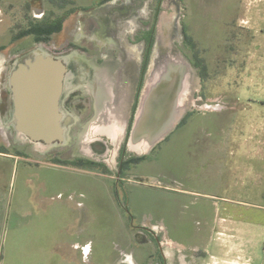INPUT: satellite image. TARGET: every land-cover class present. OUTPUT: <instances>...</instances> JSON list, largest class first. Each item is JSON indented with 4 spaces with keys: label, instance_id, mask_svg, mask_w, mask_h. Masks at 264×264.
Listing matches in <instances>:
<instances>
[{
    "label": "rangeland",
    "instance_id": "obj_1",
    "mask_svg": "<svg viewBox=\"0 0 264 264\" xmlns=\"http://www.w3.org/2000/svg\"><path fill=\"white\" fill-rule=\"evenodd\" d=\"M29 1L33 6L25 7L24 4ZM226 1H231L232 4L226 9L221 8L222 3ZM152 2L153 0H149L150 4ZM42 3L43 0H0V101L6 89L7 76L21 54L38 48L48 52L61 51L63 32L56 34L49 44L34 43L31 37L13 39L29 18L42 14V10L33 11L35 6L43 8ZM218 4L219 7L208 9L205 14L200 12L193 0H163L162 8L155 19L152 18V9H149L146 15L143 14L150 17V25L154 22L156 24L155 41L151 47L135 127L127 145V157H140L153 146L152 137L146 130L140 133L135 128L145 111V95L150 97L147 107L157 108L156 102L161 100L159 94L151 97V90L165 72L164 58H168L166 51L176 53L175 57L178 55L179 59L188 65L189 81L186 80L184 88L178 91L173 106L182 108V122L180 121L181 123L155 146L143 163L132 165V179L146 180L140 175L159 174L160 178L155 180L157 184H169L183 189L182 191L186 190L189 193L187 196H191L200 204L213 203V219L207 221L211 229L201 234L197 244L189 243L190 247L201 248L200 251L195 254V251H177L175 246L164 247L169 264H264V174L257 170L255 173L252 167L245 163L244 168L237 174L242 181V187L231 188V184H236V173L226 172L223 176V173L219 172L222 168V155L225 154L222 152H226L230 162L239 160V165L244 164L241 152H256V155L264 152V0H218ZM115 6L107 10L113 12L111 18L114 17L116 29L122 33V12ZM233 10L236 18L230 17L235 15ZM209 13H212V17ZM76 19L73 15L68 19L71 32L76 30ZM132 20L136 21V18ZM227 20L232 22L226 29L224 22ZM162 31L164 40L160 44ZM168 32L169 38L165 37ZM54 45L58 48L55 49ZM125 47L126 50L129 48L127 45ZM100 65L91 61L86 68H93L95 71L101 68ZM110 65L105 62L103 67ZM104 93H100L99 107L86 123L78 144L80 148L92 150L94 147L105 149L109 146L113 152L85 153L88 154L87 158L91 156L93 160L105 159L115 167L119 160L117 151L126 136L130 110L126 107L114 109L112 98ZM91 109L90 101L87 110ZM1 116L0 146L7 149L4 153L28 158L29 154L43 152L51 161L73 163L66 160L71 154L56 153V156H63H59V159L49 153L54 152L48 151L50 147L43 144L32 145L22 136L20 139L12 132L11 125L2 122ZM225 137L227 141L223 140ZM97 140H101L102 145H99ZM86 178H80V183L74 187L94 193L90 196V201L94 198L95 210L99 212L95 222L96 230L100 233L99 243L96 244L95 252L89 256V260H95L99 264H119L122 253L113 249L117 234H127L133 238L128 249L137 247V242L146 237L139 234V228L132 226L128 219L120 217L119 221L117 220L114 212V192L107 179L100 178L97 194L95 185L93 188ZM23 187L17 164L15 167L0 164V197L8 201V230H11L5 239L4 249L0 251V264H56V260L79 261L75 253L54 252L55 245L63 236L58 230V222H61L59 212H52V218L47 221L46 216L39 219L40 230L38 228L37 233L31 229L29 215L37 202L29 200L30 204L28 203ZM129 191L130 203L126 202V205L129 211H134L136 192L131 186ZM177 196L164 190L141 193V198L146 201L144 207L155 214L164 208L163 205L170 204L171 200L172 203L168 207L172 206L173 209V199ZM214 196L235 198L239 202H216V199H211ZM34 202L35 205L32 204ZM201 221L204 225L205 222ZM14 222L17 223L15 227ZM137 222L135 221L134 225L138 224ZM148 223L152 224L160 236V230H163L162 220L158 223L149 219ZM2 241L3 237L0 236V246ZM149 246L148 252L155 251L154 240ZM188 254L192 255L190 260L187 258ZM130 256L134 259L132 254L128 253L127 257Z\"/></svg>",
    "mask_w": 264,
    "mask_h": 264
},
{
    "label": "flooded vegetation",
    "instance_id": "obj_2",
    "mask_svg": "<svg viewBox=\"0 0 264 264\" xmlns=\"http://www.w3.org/2000/svg\"><path fill=\"white\" fill-rule=\"evenodd\" d=\"M193 1L197 4L200 12H205V14L207 12L206 10L217 8L220 4H218V0ZM162 3L163 0H153L152 4L149 3V0H43V8L40 9L35 6V9H33V11L42 10V14L40 16L34 15L29 18L26 25L22 26L19 30L33 28L39 23L47 24L50 30L53 27L57 28L59 26H61V29L59 31H48L49 33L43 34L45 40L42 39L41 41L36 39L38 36L36 33L24 35L17 39L31 37L34 43L49 44L52 43L53 37L56 34L62 32L64 34L61 51L50 52L55 56L61 57L67 68L63 80L62 94L59 98L57 115L54 117L52 116L53 113L50 112L42 117V114L45 112L37 111L38 113L36 112L29 117L32 121L44 120L45 122L53 121V118H55L57 120L56 123L59 126L56 127L53 140L51 142L44 141L43 139L38 141L33 140L29 135L19 131L16 127V123L24 118L20 117L18 119L14 114L16 108L13 92L10 87L11 71L7 76L6 89L4 94H2L0 101V115H2V122L5 121L8 125H11L14 134L19 136L20 139H22L21 135L24 136V138L32 145L43 144L50 147V149L48 148V151L53 150L54 152H113V149L109 146L105 149L94 147L93 150L85 147L80 148L78 139L81 136V132L85 130L86 123L91 119L94 113H96V110L99 107L100 100H98V98L101 95L100 93L105 92L107 97L112 98L114 109L119 110L122 106L119 107L114 105H117L115 103L117 91L119 90V92H121V96L124 98V101H122L123 103H121V105L124 104L122 108H129L130 115L126 127V136L117 151L119 152L117 166L113 167L108 164L105 159L94 158L95 160H93L91 156L87 158V153L75 158H67V161L73 163L63 164L79 168L93 167V169L102 176L101 178H105L109 181L111 190L114 192V200L123 205L125 215L131 225L139 228L137 230L138 233L145 235L146 237V239L137 242V247L135 246L132 248L131 254L136 262L138 260L137 257L143 259L147 258L145 262H137V264H168L164 255V247L169 245L175 246L177 251L180 252L195 251L194 253L197 254L201 248L190 247L189 243L197 244L199 238H201V234H204L203 232L211 229V226L210 224H207V221H212L209 219V211L211 209L210 204H208L209 206L204 203L200 204V202L194 201L191 196L188 197L187 195L182 198L184 202L180 204L179 209L172 215L168 216L173 219L174 222L172 224H170V218L166 220V217L160 218L159 214L155 213L143 214L141 215V218H139L136 213L129 211L126 205V202L130 203L128 200L130 186L134 187V180L132 179L133 177L130 169L132 165L136 166L145 161L144 156H140L141 159L136 162L130 161L133 157L126 156V152H129L127 145L135 127L139 102L142 98L145 86L144 83L146 82L151 47L155 41L156 24H154V22L150 25V17H145V15L149 9H152V18L155 19L157 13L162 8ZM31 4L33 3L29 1L28 4L25 3L24 6L32 7L33 5L31 6ZM230 4H232L231 1H226L220 5L221 8L226 9ZM114 6L117 9H121L122 12V14H120L123 18V22L121 23V28H123L122 33L121 31H117L114 17L111 18V13L113 12L107 10ZM144 13L145 15H143ZM209 14H211L212 17V13ZM72 15L76 16L77 19L74 21L76 30L71 32L68 25V19ZM233 16L234 18L237 17L236 14L231 15L230 17ZM134 18H136V21L132 20ZM231 22L232 21L229 22L228 20L224 22L226 29ZM235 22L236 21H234V23ZM19 32L17 34H19ZM168 34L169 33L165 34V37H167ZM125 45L129 47L127 50ZM54 48L57 49L58 47L54 45ZM132 48H135L136 50L134 49L133 51L131 50ZM128 49L133 52H130ZM27 54L28 53L21 54L16 59L15 67L24 62ZM91 61L96 62L97 65L102 64L99 66L101 68H98L95 71L92 68L94 71L93 74H91V68H86L90 65ZM105 62H108V64L110 63L111 65L109 67H103ZM109 92L111 93L109 94ZM165 92H169L168 86L165 84H159L151 97ZM91 98L93 100H91ZM144 98L147 102L150 97L145 95ZM90 101L92 109L88 111L87 104L90 103ZM180 121L179 123L182 122ZM226 138L227 137L223 140L227 141ZM99 139L104 140L103 138ZM164 139L158 143H161ZM101 140H97L96 142H99V145H102ZM104 141L109 142L107 140ZM155 146L150 150L153 151L156 148ZM61 147L63 148L62 150H56V148ZM224 151H226V149ZM222 153L225 154L222 155V168L219 169V172H221V174L223 173V176H225L226 172L236 173V184H231V188L242 187V181L237 174L238 172H241L242 168H244L245 163L252 167L255 173L257 170V172L264 174V152H259L257 155L256 152H253L252 154L241 152V157L244 162V164L242 163L243 165L237 163L239 160L228 161L229 157L226 152ZM86 160L92 161V164L86 163ZM144 178L145 177H143V179ZM154 178H156V176H154ZM238 180L239 182H237ZM137 182L142 186H157V184H149L145 180H139ZM211 199H216V202L218 200H221V202L229 201L231 203L239 202V200H236L235 198H228L226 196H214ZM212 201L214 202V200ZM262 201L264 202V199ZM175 208L177 209L178 206L174 205V210H176ZM201 214L204 216H200ZM175 215L176 217H174ZM149 219L158 223L162 220L163 230H160V236L157 235L158 232L152 227V224L150 225V223H148ZM201 220L205 222L204 225ZM135 221H138V224L134 225ZM152 239L155 242L156 248L155 251L151 250L148 252L149 245L153 242ZM162 240L166 242H162ZM170 241L176 244L173 245ZM128 253L129 252H127L126 257ZM194 253L192 254L195 256ZM188 255L189 257L187 258L190 260L192 255ZM126 264H130L128 262V257Z\"/></svg>",
    "mask_w": 264,
    "mask_h": 264
},
{
    "label": "crops",
    "instance_id": "obj_3",
    "mask_svg": "<svg viewBox=\"0 0 264 264\" xmlns=\"http://www.w3.org/2000/svg\"><path fill=\"white\" fill-rule=\"evenodd\" d=\"M151 150H147L145 153L141 154L146 160L147 156L151 153ZM52 153L53 157H63V154H71L70 157H77L85 152H49ZM56 153H62V155L56 156ZM43 152H36V154H29L28 158H24L20 155H15L12 153L0 152V164H10L13 167L17 164V170L20 169L22 183L24 185L23 190L24 194L27 196L28 203L29 200L37 202L34 204L33 210L29 215V225L31 229L37 233L38 228L40 230L39 219L46 216V221L49 218H52V212H59L61 216V222L59 223V233H61L62 239L59 243L55 245L54 252H72L78 255L79 261H66V260H56V264H99L95 260L90 261L89 256L95 252V246L99 243V231L96 230L97 214L98 211L95 210V200L92 198L90 201V196L94 195L88 191L77 190L74 186L79 184V179L89 180L88 183H91L92 187H96V192L99 194V181L102 177L98 172L93 169V167L88 168H79L72 165H66L56 161H51L50 158L44 156ZM20 163L22 165L20 166ZM159 174H141V177L145 178H160ZM161 179H159L160 181ZM96 181V183H95ZM155 182V181H150ZM98 183V184H97ZM134 192H136L134 200V213L137 214L139 218L141 215L153 213V211L145 208L146 201L141 198V193L146 191L155 193L157 190H164V192L172 193V195H178L173 199V204L178 206L176 210L171 209L172 200L170 204L163 205L164 208L159 210L157 214L160 218H165L168 220L170 215L175 213L182 203V198L186 197L189 194L186 190L176 188L175 186L169 184H157V186H142L137 181H134ZM149 183V181H148ZM150 184V183H149ZM88 192V196L86 194ZM184 202V201H183ZM215 202V201H214ZM213 204V203H212ZM210 205V220L213 219V206ZM162 206V205H161ZM8 201L3 200L0 197V236L3 237L0 251L4 249L5 239L8 238L11 230H8ZM30 207V205H29ZM115 215L119 221L120 217L127 219L123 205L118 201L114 202ZM158 216V215H157ZM15 220V219H14ZM170 224L174 221L172 218L169 219ZM18 222L17 220H15ZM43 223V222H42ZM17 223L14 222V227ZM39 226V227H38ZM122 228V227H120ZM121 230V229H119ZM15 233V230H14ZM126 234V233H125ZM133 238L130 235H121L117 234L116 239L114 240V250L118 251L121 254L119 264H126L127 252L132 253V248L128 249V246L132 244ZM171 244L175 245L172 241ZM60 246V247H57ZM12 247V246H11ZM119 247V248H118ZM12 252L13 249H11ZM166 259L168 254L166 250L164 251ZM137 262H145L143 258L137 257ZM130 264H136V261L130 256L128 258ZM168 264L170 263L167 261ZM46 264V263H45Z\"/></svg>",
    "mask_w": 264,
    "mask_h": 264
},
{
    "label": "water",
    "instance_id": "obj_4",
    "mask_svg": "<svg viewBox=\"0 0 264 264\" xmlns=\"http://www.w3.org/2000/svg\"><path fill=\"white\" fill-rule=\"evenodd\" d=\"M159 38V42L162 44L164 40L162 32ZM169 64L176 65L174 70L175 67H178L175 73H171L172 69ZM66 70V65L61 57L38 48L28 52L24 62L11 71L10 87L16 108L14 114L18 119L24 118L16 123V127L33 140L43 139L51 142L55 137L56 127L59 126L55 118L53 121L45 122L44 120L32 121L29 117L37 111L45 112L42 117L50 112L54 117L57 115ZM187 72L188 65L176 56L175 59H171L170 63L168 61V66L165 64V72L158 84L151 90V93L154 92L159 84H165L169 88V92L159 94L161 100L156 102L157 108L147 107L146 102L144 114L140 118L139 124H136L137 132L142 133L143 130H146L152 137L153 146L173 131L181 119L182 108L177 109L173 106H175L178 91L184 88L186 80L189 81ZM144 179L146 182L156 180L155 178Z\"/></svg>",
    "mask_w": 264,
    "mask_h": 264
},
{
    "label": "trees",
    "instance_id": "obj_5",
    "mask_svg": "<svg viewBox=\"0 0 264 264\" xmlns=\"http://www.w3.org/2000/svg\"><path fill=\"white\" fill-rule=\"evenodd\" d=\"M61 26L57 27V28H51V30L49 29V26L45 23H39L37 26H34L33 28H26V29H21L19 34H17L14 39H17L19 37H22L24 35H28V34H31V33H36L38 36H37V40H45V37L43 34L45 33H49L48 31H59L61 28ZM2 48H0L1 50ZM0 151L1 152H5L7 151V149L4 147V146H0ZM141 157H137V158H132L130 161L131 162H136L138 160H140ZM86 163L88 164H92V161H89V160H86Z\"/></svg>",
    "mask_w": 264,
    "mask_h": 264
},
{
    "label": "bare ground",
    "instance_id": "obj_6",
    "mask_svg": "<svg viewBox=\"0 0 264 264\" xmlns=\"http://www.w3.org/2000/svg\"><path fill=\"white\" fill-rule=\"evenodd\" d=\"M169 30H170V28H169ZM168 33H170V32H168ZM162 34H163V31H162ZM165 34V33H164ZM167 34V33H166ZM165 45H168V44H165ZM167 52V54H168V58H164V60H165V64H166V66H168V61H169V63L171 62V59H175L176 57H175V54L176 53H172V52H169V51H166ZM169 52V53H168ZM176 56H178V55H176ZM169 66L171 67V69H172V71H171V73H175V70H177L178 69V67H175V70H174V66H176V65H173V64H169ZM177 68V69H176ZM186 82V81H185ZM122 101H124V98H123V96H121V92H119V90L117 91V97H116V99H115V103L117 104V105H114V106H119V107H123V105L124 104H122L121 105V103H123ZM114 103V104H115ZM120 103V104H119ZM121 107V108H122ZM22 136V135H21ZM22 137H24V136H22Z\"/></svg>",
    "mask_w": 264,
    "mask_h": 264
}]
</instances>
